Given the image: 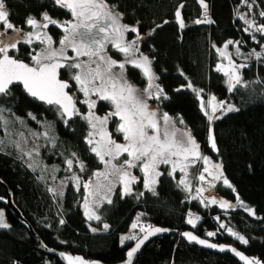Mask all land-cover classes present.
Segmentation results:
<instances>
[{
  "label": "trees",
  "instance_id": "obj_1",
  "mask_svg": "<svg viewBox=\"0 0 264 264\" xmlns=\"http://www.w3.org/2000/svg\"><path fill=\"white\" fill-rule=\"evenodd\" d=\"M119 6L124 13L122 23L134 26L139 21V34L147 35L140 49L152 61V68L158 77L157 83L164 89L168 99L158 101L161 109L171 115L181 126L191 131L202 151L221 165L224 177L232 187L221 182L215 192L231 202L234 208L227 211L216 205L204 207L199 200L191 199L182 186H178V174L163 175L156 186L158 195L144 189L140 175L133 186L134 193L144 192L137 200L135 195L121 198L120 188L111 197L112 203L104 202L97 210L101 219L89 221L82 210L84 198L83 181L89 179L101 162L90 151L85 142L89 131L86 120L74 116L64 123L56 106H46L27 96L21 87H12V96H0L3 105L12 115L20 118L17 127L34 126L29 113L48 120L53 136L41 148L39 157L51 167H57L54 180L67 175L66 160L72 159V170L81 178L79 188L66 183L63 195L49 191L47 176L28 161L26 151L10 147L5 142L0 125V208H3L10 227L0 228V264H62L60 260L43 249L32 232L46 248L72 256L103 263H116L124 259L128 246L120 239L129 232L136 215L151 225L169 230H193L197 235L215 243L232 244L250 258L264 264V59H253L243 69L247 86H237L232 92L225 86L224 77L217 72L219 57L217 49L229 40L241 41L240 48L258 49L246 32V25L240 13L248 11L253 20L264 22L259 13L264 11V0H206L208 15L212 24H195L202 19L203 9L198 0H107ZM10 13V22L24 31L29 29L25 18L29 15L39 19L41 14L68 19L69 11L60 8L55 0H5ZM186 27L180 28L175 17L179 5ZM249 4L252 5L249 8ZM167 21V23H165ZM160 25V27H157ZM155 29L153 32L152 30ZM151 32V35L148 33ZM62 32L53 34L59 38ZM38 41L32 45L20 43L18 51L11 55L31 64L29 53L34 54ZM215 45V47H214ZM128 76L140 87L145 79L138 71L128 69ZM196 89H203L202 98L215 95L225 104L234 105L239 111L226 112L213 120V132L218 153H212L209 146L210 122L201 111L200 99L186 87L189 83ZM184 86V87H181ZM179 89V91H177ZM108 101H99L95 110L100 113L111 111ZM119 118L110 120V132L119 136L116 125ZM76 153L83 161L82 172L76 164ZM235 189V191H233ZM7 195L17 208L20 217L14 216L6 205ZM254 210L250 215L238 205L236 197ZM189 210H195L200 221L195 227L187 223ZM64 220V224H60ZM224 221V228L219 221ZM110 227L104 230L103 225ZM96 227L93 232L90 226ZM230 227L243 235L247 244H242L225 232ZM32 232H31V230ZM207 232L216 235L208 237ZM134 264H239L229 254H218L196 246L188 245L176 234L160 235L149 241L137 255Z\"/></svg>",
  "mask_w": 264,
  "mask_h": 264
},
{
  "label": "snow or ice",
  "instance_id": "obj_2",
  "mask_svg": "<svg viewBox=\"0 0 264 264\" xmlns=\"http://www.w3.org/2000/svg\"><path fill=\"white\" fill-rule=\"evenodd\" d=\"M242 2H246V0H242ZM55 3L60 8L69 11L73 19L58 21L50 17L47 12L41 14L42 20L29 15L24 22L31 26L32 30L25 32L10 22V13L5 0H0V26L3 29L0 30V96L11 97L12 87L22 85L24 91L30 97L47 105L57 106L61 117H67L64 120L65 124H68L74 116H79L87 121L90 130L85 136V142L89 145L90 151L105 165V170L93 173V177L96 178L95 183L92 182V178L83 182L86 193L83 207L87 219H101L96 212V208H99L100 203L104 200L108 204L113 202L107 193L113 190L116 183L122 185L121 198L135 195L139 200L144 196L143 191L134 193L132 185L137 182L138 177L131 174L132 168L138 167L140 169L143 173L144 189L151 192L153 196L158 195L156 186L159 183L158 178L163 175L158 168L162 164L171 166L168 172L169 176H173L177 170L183 174L178 181V186H183L185 191H190L191 185V180L188 179V169L190 166L196 165L198 160L202 159L205 164L197 177L199 181L204 182L206 180L205 173L211 176L213 180L221 179V172L216 171L214 173L210 171L207 166L209 158L201 154L200 145L192 136L191 131L178 129L176 121L167 112L158 115L159 109H154L149 105L148 100L153 97L156 99L161 97L168 99V97L164 93V89L155 83L158 77L153 71L152 61L147 55L140 52L138 42L143 39L138 31L140 22L137 21L134 26L122 23L124 13L119 11L118 5L109 4L107 0H55ZM198 3L203 9V18L195 20L194 23H214L208 15L209 5L206 0H198ZM248 6L249 8L252 7L251 4ZM183 7L184 5L181 4L175 11V17L180 28L186 27L181 14ZM259 15L264 17V11H261ZM240 18L245 19L243 16ZM246 23L249 25L248 28L244 29L246 32H249L255 26V32L264 35V24H256L255 20H246ZM49 25H56L63 29L64 35L59 41L60 47L58 48L52 46L53 39L47 32L42 34L40 31L41 29H47ZM157 27H160V25H157ZM8 30H12L13 34L9 35ZM152 31L154 32L155 29ZM129 32L136 33V36L131 41H125L124 35ZM148 35H151V32ZM252 39L256 40V36L253 35ZM34 40L40 41L45 47L39 52H35V54L29 53L31 64L9 54L10 50H19L18 44L31 45ZM109 44L124 55L125 59L123 61H117L107 55L106 48ZM230 44L240 45L241 41L229 40L225 43V49ZM68 48H71L75 53L74 57L67 55L66 50ZM260 48L261 51L253 49L249 52L246 60L253 57L257 60L264 58V44H261ZM218 51L229 60L227 68L221 64L217 65V70L224 72L227 77L228 91L232 92L237 86H247L250 82L243 79L239 70L247 68L248 63L236 64L225 51L219 49ZM137 53H139V56L136 55ZM237 53H239V47H237ZM79 57H88V59L79 60ZM126 64H131L134 68L140 70L142 76L148 81L145 88L138 89L135 84L129 81L126 75ZM92 65H95V67H92ZM117 67L119 71H115ZM61 69L76 70L71 78L76 81L78 91L84 94L85 99L79 101V103L87 105V113L82 114L73 95L65 91L66 88H69V84L67 81L58 78ZM97 81L99 83H96ZM186 87L191 88L197 98L200 99L203 89H196L190 81ZM153 89H155V92L152 91ZM92 95H95L99 100L108 101L113 106V110L104 116L96 115L94 109L97 106V100L91 99ZM224 104L225 101H217L215 96H211L207 103L200 99L201 111L209 122L220 118L213 114L216 113L217 108ZM5 111L10 112L11 109H6L3 105H0V125L3 126L11 123L3 115ZM225 111L233 112L239 111V109L232 104H228ZM29 116H32V114L29 113ZM113 117L119 118L120 122L116 131L123 134L124 143H117L107 131V124ZM32 118L35 119V117ZM19 119L17 117V120ZM179 123H184L183 118H179ZM44 135L47 136V133H44ZM97 136H99V139H96ZM208 139L212 148L215 149L216 144L211 128H209ZM122 154H126L128 158L121 163L119 161ZM72 156L76 157V164L83 172L85 170L83 161L79 160L76 153H72ZM65 163L70 170L73 160L68 159ZM220 168L221 165L219 164L212 165L214 170ZM110 177H114L115 181ZM72 180L79 188L81 178L73 175ZM223 183L228 187H232L226 178ZM208 187H214L211 181H208ZM206 190L203 187L196 188L197 195L191 197V199L200 197L201 204L207 202V205L219 204L221 208L233 207L226 200H217L215 196H211V198L203 196L202 194ZM49 191L55 190L49 189ZM101 192H104L105 195L101 196ZM60 195H63V193L61 192ZM90 197L96 198L89 199ZM236 199L238 205L243 207L246 212L250 215L255 214L252 208L240 201L239 196ZM199 219L200 217L196 216L194 219H188L187 223L195 226L196 220ZM64 222V220H60V224H64ZM9 227L10 225L4 220L3 210H0V228L7 229ZM109 227L106 223L103 225L104 230ZM137 227H139L140 233H143L142 236L133 233L132 235L122 236L120 239L121 244L130 240L135 241L134 246L126 253L127 259L124 264H132L134 255L149 237L169 231L166 228L145 226L139 223V219L131 225L132 229ZM220 227L224 228L225 225L221 224ZM92 231L95 232L97 229L93 228ZM227 231L242 244L248 243L243 235L238 234L231 228H228ZM182 235L189 242H195L209 248H219L221 251L225 250L224 245L210 243L207 239H201L192 232H184ZM206 235L212 237L216 233L207 232ZM230 250L239 256L245 264H262L259 259L248 258L235 248ZM61 256L63 257L64 254L61 253ZM65 258L69 261V264H90V262L84 261L79 256ZM91 264H95V262H91Z\"/></svg>",
  "mask_w": 264,
  "mask_h": 264
},
{
  "label": "rangeland",
  "instance_id": "obj_3",
  "mask_svg": "<svg viewBox=\"0 0 264 264\" xmlns=\"http://www.w3.org/2000/svg\"><path fill=\"white\" fill-rule=\"evenodd\" d=\"M249 10L248 11H243L240 13V17L243 16L245 17V19H243L245 25H246V28L249 27L248 23H246V20L247 21H252V17L250 16L249 14ZM38 20H42V18H39ZM72 20V18H71ZM256 22V21H255ZM256 24H264V22H256ZM29 26V25H27ZM0 30H3L2 29V26H0ZM31 26H29V29L25 30V32L27 31H31ZM24 31V30H23ZM44 32H47L48 35H50L53 39V47H60V44H59V41L61 39V37L64 35V32L60 34L59 38H57L53 33L49 32V31H44ZM43 32V33H44ZM251 34L255 35L256 36V40H254L255 43L258 44V49H255L256 51H261V48H260V45L261 44H264V35L258 33V32H255V26H253L250 31H249ZM10 33H13L12 30H8V34ZM125 39V37H124ZM133 40V39H132ZM125 41H131V40H126ZM234 41V40H232ZM236 41V40H235ZM35 41H33L32 44H34ZM37 43V48L35 49L34 51V54L35 52H39L43 47H45L44 44H42L40 41L36 42ZM31 44V45H32ZM139 44V43H138ZM225 43L220 46L218 49L219 50H222V51H225L230 57H231V60L234 61L236 64H240V63H248V65L250 64V62L255 59L257 60L256 58H248L246 60V57L248 56V53L251 52L253 50L252 49H248V50H245V49H242L239 47V45H234V44H230L227 46V48L225 49ZM237 47H239V53H237ZM139 49H140V45H139ZM217 49V55L219 57V64L225 66V68H227V65L229 63V60L228 58H226L225 56H222L220 54V51H218ZM69 51V53H68ZM67 52V55L69 57H74L75 56V53L71 50V48H68L66 50ZM140 52L143 53L140 49ZM144 55H147L145 53H143ZM137 56H139V53L136 54ZM148 56V55H147ZM113 59L117 60V61H123L125 59L124 55L122 53H120L119 51H117L116 49H114V52H113V56H111ZM79 60H87L88 57H79L78 58ZM150 59V58H149ZM261 59H264V58H261ZM32 63V61H31ZM126 65H131V64H126ZM132 66V65H131ZM115 71H119V68L117 67L115 69ZM138 71L140 72V70L138 69ZM240 73L242 74V77L244 79V75H243V69H240L239 70ZM217 72L219 74H221L223 77H224V83H225V86L228 88V85L226 83L227 81V77L224 75V72L222 71H218ZM141 73V72H140ZM145 79V83L142 87L140 86H136L138 89H143L147 86V79L144 77ZM155 83H157V80L155 81ZM158 84V83H157ZM153 92H155V89L152 90ZM211 96H215V95H210L209 97L207 98H202V96L200 97V99H203V101L205 103H207L208 99L211 97ZM216 97V96H215ZM80 99L81 100H84L85 97H84V94L81 93V95H77L76 96V100ZM91 99H96L97 100V97L95 95H92L90 97ZM217 101H220L217 97H216ZM159 99H156L155 97H153L152 99H149L148 100V103L149 105L152 107V108H158L159 111H158V115L165 112L161 109V106H160V103L158 101ZM228 104H224L223 106L217 108V111L216 113H214L213 115L215 114H218V115H222L224 113H226L227 111H225L226 107H227ZM77 107L80 109V112L82 114H85L88 112V108H87V105L86 104H81L78 102L77 104ZM113 110V106H112V109L111 111ZM210 111V109H208ZM96 115L98 116H104L106 113H103V114H100L98 113L95 109H94ZM3 115L9 120L11 121L10 124H8L7 126H3L1 125V128L3 130V133H4V138H5V142L7 143L8 146L12 147L14 146L15 148H17V150H20V151H26V154L28 156V161L29 163L32 164V166L34 167H37L39 170H41V172H43L45 174L46 179L50 181L49 183V189H53L55 191H50L51 193H54V194H59L62 192H64L65 190V186H66V183L68 182H71L73 183L74 185H76V183L72 180V177L73 175H76V176H79L78 173L76 171H73L72 168L69 170L68 168V165H67V168H66V171L69 172L67 173V175H63L62 177H59L57 178V180H54V174L57 172V167H51L49 165H47V163H45L40 157H39V154H40V150L41 148L51 139V137L53 136V129H52V126H51V123L50 121L48 120H45V119H42V118H39L37 116H35L34 114H32L31 118L32 117H35V119L32 118V120L34 121V126H24L23 124L20 123L21 126L17 127L16 124H18L20 122V119L17 120V116L16 115H12L10 114L9 112L5 111L3 113ZM171 116V115H169ZM172 117V116H171ZM118 118V117H117ZM112 119V118H111ZM110 119V120H111ZM110 120L107 124V131L111 134L110 132ZM120 121H118L119 123ZM118 125V124H117ZM117 125H116V128H117ZM176 127L178 129H186L188 130L187 128L181 126L179 123L176 122ZM115 128V129H116ZM90 130V128H89ZM117 132V131H116ZM44 133H47V136L44 135ZM119 136H115L114 134H111L112 136V139L116 140L117 143H124V139H123V134L122 133H119ZM96 139H99V136L96 137ZM199 144V143H198ZM17 145H19L17 147ZM200 152L203 156H207L209 158V163H208V167L210 169V171H213L214 173L216 171H219L222 173V176H221V179L219 180H213L211 176H209L207 173H205V177H206V180L204 182H201L198 180V176L200 174V172L203 170V168L205 167V164L203 162V160H198L196 162V165H193V166H190L189 169H188V172H189V176H188V179L191 180V185H190V191H186L188 193V196L191 198L193 196H196V191L195 189L198 188V187H203L205 189H207L202 195L205 196V197H209L211 198V196H215L217 198V200H225L224 198L220 197L216 192H215V186L217 185V183L221 182L222 184L223 183V180L225 179L224 177V174H223V171H222V168H220L219 170H214L212 169V165L214 164H219V162L213 160L210 156H208L207 154H205L201 147H200ZM127 155L126 154H122L121 158H120V161L119 162H123V160L127 159ZM220 165V164H219ZM163 167H165L168 172L170 171V168L171 166L170 165H160L158 170L160 172H162V169ZM105 170V165L103 163H101V165L99 166V168L97 170H95L94 172L96 171H103ZM178 174V181L181 179V176L183 175L179 170H177L174 174ZM131 174L132 175H135L138 177L139 179V176L141 175L142 178H143V173L140 171V169L138 167L136 168H132L131 169ZM92 178V182L95 183V179L93 177V175L90 177ZM89 178V179H90ZM89 179H87L86 181H88ZM102 179V178H101ZM110 179H113V181H115V178L114 177H110ZM208 181H211L212 184L214 185V187L212 188H209L208 187ZM82 182V181H81ZM84 182V181H83ZM82 182V184H83ZM106 183V182H105ZM136 184V183H135ZM133 184L132 187L135 185ZM120 188V191L122 190V185H120L119 183H116L115 187L113 188V190L110 192V193H107V195H109L110 197H112L113 195V192L116 188ZM183 187V186H182ZM86 193H85V190H84V197H85ZM101 196L105 195L104 192H101L100 193ZM96 197H90L89 199H94ZM197 200H199L200 202V197H197L196 198ZM227 201V200H226ZM104 202H107L106 200L102 201L100 203L103 204ZM229 202V201H228ZM231 205H233V207H229V208H221L219 206V204H214L216 206H218L219 208H221L222 210L224 211H227L229 209H232L234 208V205L235 204H232L231 202H229ZM84 198H83V201H82V204H81V207H82V210H83V213L85 215V212H84ZM202 206L204 207H209V206H213V205H207V202H205V204H201ZM95 207V206H93ZM0 210H3V213H4V220L7 224H9V221L7 220L6 218V215H5V211L3 208H0ZM98 208H96V212H97ZM191 214V215H190ZM196 216H199L198 213L195 211V210H189L188 211V214H187V221L188 219L192 218L194 219ZM86 217V216H85ZM200 217V216H199ZM87 218V217H86ZM137 219H139V223L145 225V226H148L149 224L145 221V219L142 218V215L140 213H138L134 219V221L132 222V224L134 222H137ZM89 221H96L95 219L93 220H89ZM200 221L199 220H196L195 222V226L197 225V223ZM220 225L221 224H224V221L223 220H220L219 221ZM131 224V225H132ZM191 225V224H190ZM193 226V225H191ZM193 226V227H195ZM91 229L95 228L94 226H90ZM230 228V227H226L225 228V232L227 234H229L230 236H232L228 231L227 229ZM233 230V229H232ZM235 232H237L236 230H233ZM133 233L137 234V235H140L143 234V233H140V230H139V227H137L136 229H132L131 226H130V229H129V232L126 233L125 235H132ZM238 234H240L239 232H237ZM124 235V236H125ZM241 235V234H240ZM233 237V236H232ZM235 238V237H233ZM236 239V238H235ZM237 240V239H236ZM131 241V240H130ZM239 241V240H238ZM126 242H129V241H126ZM240 242V241H239ZM241 243V242H240Z\"/></svg>",
  "mask_w": 264,
  "mask_h": 264
},
{
  "label": "water",
  "instance_id": "obj_4",
  "mask_svg": "<svg viewBox=\"0 0 264 264\" xmlns=\"http://www.w3.org/2000/svg\"><path fill=\"white\" fill-rule=\"evenodd\" d=\"M181 14H182V13H181ZM50 26H51V25H49V27H50ZM55 27L61 29V27H57L56 25H55ZM40 31H41V33L43 34L44 29H41ZM12 34H13V33H10L9 35H12ZM34 41H37V40H34ZM18 45H19V44H18ZM11 51H12V50H10V52H11ZM9 54H10V53H9ZM10 55H11V54H10ZM24 62H25V63H28V62H26V61H24ZM62 62H63V61H62ZM29 64H30V63H29ZM61 70H62V69H61ZM61 70H59V76H58L59 79H62V78H61ZM62 80H64V79H62ZM64 81H66V80H64ZM67 82H68V81H67ZM68 84H69V88H66L65 91L68 92V93L70 94V92H69V89H70V83L68 82ZM15 86H19V87H21V89L23 90V92H24L27 96H29V95L24 91L22 85H15ZM13 87H14V86H13ZM70 95H71V94H70ZM29 97H30V96H29ZM30 98H32V97H30ZM33 99H34V98H33ZM34 100H35V99H34ZM35 101H37V102H39V103H42V104H44V105H46V106H51V105H47V104H45V103H43V102H41V101H38V100H35ZM56 107H57V106H56ZM64 118L67 119V117H64ZM73 118H74V117H72V118L69 120V122L72 121ZM209 128L212 129V135H213V137H214V132H213V121L210 122V127H209ZM208 133H209V132H208ZM214 139H215V138H214ZM215 144H216V143H215ZM209 146H210V149H211L212 153L216 155V154L218 153L217 145H216V148L213 149L212 146H211V143L209 142ZM6 205H7L8 209L10 210V212H11L14 216H16V217H18V218L20 217V213L18 212L17 208L12 204L9 195H7ZM154 227H159V226H154ZM160 228H163V227H160ZM166 229H167V228H166ZM30 230H31V229H30ZM168 230H169V229H168ZM31 232H32V230H31ZM184 232H192L194 235L200 237L201 239H207V238H205V237H202V236L197 235V234H196L193 230H191V229H187V230H183V231L169 230V231H167V232L157 233V234H155L154 236L149 237V239H148L147 241H145V243L141 246V248L138 250V252L134 255L132 264H134V261H135L137 255L140 253V251L142 250V248H143V247H144L149 241H151L153 238H155V237H157V236H160V235H168V234H176V235H178V236H179L181 239H183L188 245L196 246V247H198V248H201V249H204V250H207V251H212V252H215V253H218V254H229V255H230L232 258H234L239 264H245V262H244L243 260H241L239 256L235 255V253L232 252V251L230 250L231 248H235L237 251H239L240 253H242L244 256L250 258V257H249L248 255H246L243 251H241L240 249H238L237 247H235V246L232 245V244H226V243H215V242H212V241H210L209 239H207L210 243H215V244H217V245H224V246H225V250H224V251H221L219 248H209V247H206V246H203V245L197 244V243H195V242H189L188 239L182 235V233H184ZM32 234H33L34 237L36 238V241H37V243L39 244V248L43 249L46 253H49V254H52V255L56 256V257L60 260V262H61L62 264H69V261L65 258V257H69V256H70V257H77V256H79V257H81L84 261H86V262H90V264H91V262H95V264H124L125 260L127 259V257H126V253H127V252L129 251V249H130L131 247H133L134 244H135V241H134V242H132V243L128 246V248H127V250H126V252H125V256H124V259H123V260H121V261H119V262H116V263H103V262L98 261V260H91V261H89V260L85 259V258H84L83 256H81V255H75V256H72V255H69V254H66V253H63V252H58V251H55V250H52V249L46 248L45 245L40 241V239H39V238H38L33 232H32ZM142 235H143V234H141V236H142ZM61 253L64 254L63 257L61 256Z\"/></svg>",
  "mask_w": 264,
  "mask_h": 264
},
{
  "label": "flooded vegetation",
  "instance_id": "obj_5",
  "mask_svg": "<svg viewBox=\"0 0 264 264\" xmlns=\"http://www.w3.org/2000/svg\"><path fill=\"white\" fill-rule=\"evenodd\" d=\"M70 13V12H69ZM49 15V14H48ZM50 17H52L53 19H56L58 21H66V20H71L72 16L70 14L69 18L68 19H59L57 16H53V15H49ZM73 19V18H72ZM122 22V21H121ZM44 31H49L51 33L55 32V31H59V32H62L63 33V29L61 28H56L55 25H51L50 27H48L47 29H44ZM141 37H143V39H141L138 43L139 45H141V43H143L147 37V35L145 34H139ZM136 36V33H125L124 37L126 40H132L134 39ZM106 52H107V55L109 56H113V52H114V48L111 47V45L109 44L106 48ZM69 53V51H68ZM92 67H95V65H92ZM125 69H126V75H127V78L129 79V81H131L133 84H135L136 86H138L127 74L128 72V69H132L134 70L135 72L137 71L138 72V69L134 68L133 66L131 65H125ZM76 71V70H68V69H62L61 70V78L68 81L70 83V89H69V92L71 95H73V98L74 100H76V96L77 95H81L82 92L78 91V85L76 83V81L74 79H72V75H73V72ZM96 83H99L98 81ZM77 104L78 102L80 101V99L77 98ZM101 101L99 99H97V103Z\"/></svg>",
  "mask_w": 264,
  "mask_h": 264
}]
</instances>
